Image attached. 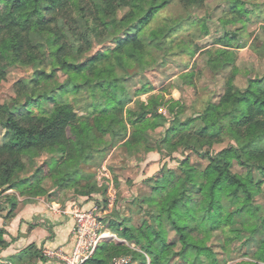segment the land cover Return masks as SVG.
Wrapping results in <instances>:
<instances>
[{"label":"clouds","instance_id":"clouds-1","mask_svg":"<svg viewBox=\"0 0 264 264\" xmlns=\"http://www.w3.org/2000/svg\"><path fill=\"white\" fill-rule=\"evenodd\" d=\"M8 2L0 264H264V0Z\"/></svg>","mask_w":264,"mask_h":264},{"label":"trees","instance_id":"trees-1","mask_svg":"<svg viewBox=\"0 0 264 264\" xmlns=\"http://www.w3.org/2000/svg\"><path fill=\"white\" fill-rule=\"evenodd\" d=\"M28 6V0H9L8 4L6 5L7 9H10L11 11H15V12H23ZM46 10V9H45ZM11 11L9 12V14H11ZM148 11H151V8L148 9ZM7 139V137H6ZM12 147L14 148L15 145H12ZM6 150H11L10 148H8L7 145H5ZM7 174V172H6ZM16 185L10 184L8 186V189H5V191H8L12 188H14ZM13 207L15 206V204L12 205Z\"/></svg>","mask_w":264,"mask_h":264},{"label":"crops","instance_id":"crops-1","mask_svg":"<svg viewBox=\"0 0 264 264\" xmlns=\"http://www.w3.org/2000/svg\"><path fill=\"white\" fill-rule=\"evenodd\" d=\"M13 204H15V203H13ZM15 207H16V205L14 207L12 206L13 210L15 209ZM9 216H11V212L9 213Z\"/></svg>","mask_w":264,"mask_h":264}]
</instances>
